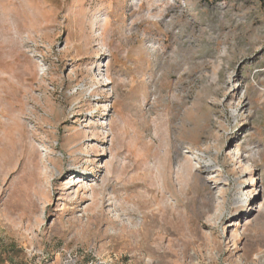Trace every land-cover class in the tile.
I'll list each match as a JSON object with an SVG mask.
<instances>
[{
    "label": "rangeland",
    "instance_id": "obj_1",
    "mask_svg": "<svg viewBox=\"0 0 264 264\" xmlns=\"http://www.w3.org/2000/svg\"><path fill=\"white\" fill-rule=\"evenodd\" d=\"M0 264H264V0H0Z\"/></svg>",
    "mask_w": 264,
    "mask_h": 264
}]
</instances>
